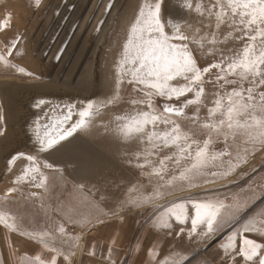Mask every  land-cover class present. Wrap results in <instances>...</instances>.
<instances>
[{"label":"rangeland","instance_id":"obj_1","mask_svg":"<svg viewBox=\"0 0 264 264\" xmlns=\"http://www.w3.org/2000/svg\"><path fill=\"white\" fill-rule=\"evenodd\" d=\"M144 2L40 0L37 7L36 0H0V21L11 14L9 27L0 32V52H6L5 44L20 37L13 55L8 57L11 66L0 63V85L9 83L13 89L24 90L18 96H23L25 100L39 97L34 105L42 99L49 102L47 92L50 89L52 97H63V106L75 103L78 109L82 102L88 100L97 101L99 105L115 91L117 62L129 27ZM110 3L113 4L111 9L108 8ZM179 3L180 0H165L164 10L176 12ZM187 20L188 24H192L191 16ZM182 30L191 36L194 27L186 24ZM229 31L231 29L227 25L222 26V34ZM190 47L201 68L219 59V52H209L213 48L210 44L205 43L204 48H200L193 43ZM215 47L222 48L225 55H234L242 50L243 42L229 40ZM21 68L25 71H19ZM205 79H214V76H206ZM205 91L206 106L200 109L201 122L206 118L207 107L211 106L216 89L209 83L205 85ZM121 95L122 100L118 104L103 108L72 137L38 154L41 166L44 162L54 166L44 169L50 180L48 190L45 192L25 183L8 198L10 202L5 205L15 214L21 230L25 233L51 230L58 237L53 242L54 246L65 254L69 251L74 253L70 256V264H157L165 258L169 264L172 261L177 264H203L205 260L209 264H219L224 254L221 245L236 240L238 248L240 235L264 244V147L248 136L238 135L235 140L230 137L232 157H224L214 166L202 170L204 176L211 172H229V175H217L214 182H206L203 176L197 174L195 187L182 184L179 179L175 186H167V181L173 176L179 177L194 162L195 146L191 156L186 155L176 164L174 160L178 150L174 147L159 150V155H147L152 149L146 137L141 139L139 134H133L125 140L119 128L138 112L148 109L146 105L129 103L135 95L131 85L125 84ZM163 102L160 97L154 99L157 108ZM172 103L178 102L173 100ZM34 105H22L19 109L23 115L22 128L24 132L28 131V135L22 137L21 142L10 141L9 150L0 161V198L4 197L12 186L11 181L27 164L26 160L18 159L9 171V156L16 153L37 154L35 128L31 133V117L35 115L34 122L39 118L41 124H48V121L53 122V117L60 115L53 111L58 106L56 101H50L41 108ZM186 111L191 116L195 107L190 106ZM4 112L0 100V132L3 133L0 138L7 132ZM46 113H51L47 120L44 119ZM117 116L125 119L117 120ZM76 119L73 115L71 122ZM18 120L21 122V119ZM180 123L184 130L191 129L195 133L193 139L202 147L208 138L207 133L194 129L190 119ZM164 129L163 124L158 126L159 131ZM223 149V137L214 135L209 153H218ZM136 152L143 154L141 163L145 158L150 162L143 169L129 164V159L135 163ZM165 155L174 159L166 163L163 179L150 178L149 173ZM34 191L41 193L42 198L30 199L29 195ZM149 196L153 197L151 202H148ZM133 199L139 200V203L130 208L129 202ZM196 203L224 205L218 217V230L203 242L195 238L189 240L186 234L181 237L175 235L181 227L186 231L191 227L192 205ZM173 205H182L187 209V215L181 217L184 223L169 218L168 211ZM253 222L258 230L244 233V227ZM62 223L67 235L60 237L56 229ZM165 223L169 227H164ZM224 231L221 238L212 241ZM70 237L76 239L71 240ZM93 246L95 255H89ZM109 248L112 249L110 258ZM38 253L45 261H50L54 255L28 235L9 232L0 225V264H26L22 259L24 254L34 258ZM56 264L69 262L61 255L57 257Z\"/></svg>","mask_w":264,"mask_h":264},{"label":"snow or ice","instance_id":"obj_2","mask_svg":"<svg viewBox=\"0 0 264 264\" xmlns=\"http://www.w3.org/2000/svg\"><path fill=\"white\" fill-rule=\"evenodd\" d=\"M165 0H145L140 6L134 22L128 30L127 40L123 45V51L116 66V86L112 96L99 102L88 100L82 102L77 109L75 104L66 105L63 109L57 106L53 111H59L60 115L52 118V123L41 124L39 118L34 122L36 136V155L16 153L8 161V169L18 159H24L27 164L22 172L11 181L12 186L7 189L3 198H0V225L9 232H18L20 235H28L29 238L38 241L42 248L54 253L50 261H45L38 253L34 258L24 254L22 259L26 264H56L57 257L63 255L65 261L70 264L71 251L67 254L54 246L58 239L51 230H31L25 233L17 223L14 213L5 208L10 201L8 198L17 193L20 186L27 183L36 189L45 192L50 186V180L44 169H52L54 166L44 162L41 166L38 154L53 149L61 141L72 137L78 130L98 114L103 108L118 104L122 100V90L125 84L132 86L135 95L130 99L132 105H146L147 111H141L132 116L123 124L119 131L125 140L133 134H139L141 139H147L152 151L147 155H159V150L176 148L174 162L179 164L180 159L186 155L191 156L195 146L194 162L189 168L184 169L179 177L173 176L167 181V186H175L179 179L182 184L195 187L194 180L197 174L203 176L206 182H214L217 175L227 176L229 172H211L203 175V169L214 166L216 161L224 157H232L233 140L238 135L248 136L264 147V0H180L176 12L164 10ZM40 0H36L38 7ZM110 3L108 8L111 9ZM192 17V24H188L187 17ZM11 14L4 21H0V32L10 25ZM193 28V34L188 35L183 29L184 25ZM227 25L231 31L221 33L222 26ZM20 37H16L5 44L6 52H0V63L11 66L8 57L13 55ZM229 40L243 42L242 50L234 55H225L222 48ZM197 44L204 48L205 43L213 48L209 52H219V59L201 68L193 55L191 44ZM10 44V46H9ZM215 70V72H213ZM19 71L24 72L23 68ZM31 75V73H27ZM206 76H214V79H205ZM183 83L173 84V81ZM211 83L216 91L213 93L211 106L207 107V115L201 122L200 109L205 107L207 93L205 85ZM247 85V86H245ZM191 94V98H188ZM155 97L163 99V104L157 108L154 104ZM183 98V99H182ZM175 100L178 103H172ZM46 100H39L37 108L48 104ZM195 107L191 116L187 109ZM51 113L45 114L47 120ZM77 119L74 122L72 117ZM2 119V117H0ZM117 120L125 117L117 116ZM190 119L193 128L207 133L208 138L201 147L198 141L193 139L195 133L182 128L181 120ZM71 122V123H70ZM163 124L165 129L158 130ZM149 126L151 129L149 130ZM43 129V132H41ZM0 134H3L0 132ZM223 137L224 149L218 153H209L213 136ZM141 152L134 154L129 159V164L143 169L150 162L145 158L140 162ZM173 156L165 155L159 160V165L149 173V177L163 179L166 172V163L173 161ZM246 162V161H244ZM30 199L42 198L41 193L32 192ZM152 196L148 197L151 202ZM139 200L133 199L129 207H136ZM222 203L213 205L210 203H196L192 205L191 227L185 230L181 227L175 233L176 237L187 236L198 241H205L218 230ZM170 219L178 223H184L182 216L187 215V209L182 205H173L169 208ZM203 226V230H200ZM164 227H169L165 223ZM255 223H250L243 229L244 233L257 231ZM56 231L60 237L66 236V227L62 223ZM168 235H172L169 231ZM75 240V237H70ZM71 247V246H70ZM223 256L219 264H264V244H258L254 239L246 235H240L239 247L236 240H230L221 245ZM112 249L109 248V258ZM95 255V246L89 252ZM188 259L187 256L184 257ZM157 264H169L167 258L158 261ZM171 264H177L172 261ZM203 264H209L207 260Z\"/></svg>","mask_w":264,"mask_h":264},{"label":"bare ground","instance_id":"obj_3","mask_svg":"<svg viewBox=\"0 0 264 264\" xmlns=\"http://www.w3.org/2000/svg\"><path fill=\"white\" fill-rule=\"evenodd\" d=\"M116 8V7H115ZM95 52V51H94ZM94 52L91 54L93 55ZM90 55V56H91ZM90 61V60H89ZM88 61V62H89ZM88 62L86 64H88ZM91 62V61H90ZM88 73V72H87ZM93 74V73H92ZM90 76V75H87V77ZM92 76V75H91ZM85 77V76H84ZM86 77V78H87ZM90 78V77H89ZM84 79V78H83ZM85 80V79H84ZM88 81V80H87ZM93 81V79H92ZM86 82V81H85ZM89 83V82H88ZM82 84V83H81ZM85 84V83H84ZM90 85V84H89ZM92 85V84H91ZM12 85H9V83L7 84H1L0 85V100H1V103H2V106H3V109H4V116H5V125L7 126V129H6V133H5V136H3V138H0V161H2V157L5 156V153L8 152L9 150V142L10 141H17V140H20V141H17V142H21L22 141V137H26L28 135V131L24 132L25 130H23L22 126H23V115L20 114L21 111L19 110L22 105H24L25 107L27 106H30V107H33L34 103L36 100H38L39 97L37 96H34V94H31L33 95V100H30L31 97H29L27 100H25L26 98H23V96H18L21 95V93H24L25 91H21L19 89H13L12 87H10ZM88 86V85H87ZM89 87V86H88ZM87 88V87H86ZM91 88V87H90ZM88 88V89H90ZM43 89V87H42ZM68 89V88H67ZM78 89V88H77ZM79 90H80V87H79ZM84 90V89H83ZM81 90V91H83ZM92 90V89H91ZM88 91V90H87ZM51 89L48 90L47 94L49 97V103L50 101H56L58 106H60L59 108L63 109V104H62V99L63 97L60 96V97H52L53 95L51 94ZM84 92V91H83ZM71 93V92H70ZM75 93V92H74ZM55 94V93H54ZM87 94V93H86ZM26 96V95H25ZM68 97V96H67ZM83 97V96H82ZM84 98V97H83ZM79 99V98H78ZM82 98H80L81 100ZM76 100V99H75ZM78 101V100H77ZM83 101V99H82ZM64 103V102H63ZM75 104V103H74ZM80 103H78L79 105ZM48 105V104H47ZM77 105V106H78ZM80 107V106H79ZM54 108V106H53ZM57 108V106L55 107V109ZM52 109V108H51ZM44 111V110H43ZM45 112V111H44ZM43 112V113H44ZM54 112H58L59 111H54ZM60 114V113H59ZM34 118H35V115L34 117H31L30 121H32V126H31V133H33V128H34ZM18 119H21V122L18 120ZM28 119V118H27ZM45 119V118H44ZM42 121V120H41ZM21 123V124H20ZM49 123V121H48ZM28 129V128H27ZM22 133H21V131ZM33 131V132H32ZM24 132V133H23ZM31 136V134H30ZM30 138V137H29ZM25 150V149H24ZM27 150V149H26ZM22 151V150H21ZM24 152V151H23ZM27 152V151H26ZM35 152V151H34ZM13 155L9 156V158H11ZM226 231V230H225ZM224 232H222L220 235L216 236L214 239H212V241L216 240V239H219L221 238L223 235H224ZM212 241L210 243H212ZM209 243V244H210Z\"/></svg>","mask_w":264,"mask_h":264},{"label":"crops","instance_id":"obj_4","mask_svg":"<svg viewBox=\"0 0 264 264\" xmlns=\"http://www.w3.org/2000/svg\"><path fill=\"white\" fill-rule=\"evenodd\" d=\"M106 192V191H105ZM108 193H110V192H108Z\"/></svg>","mask_w":264,"mask_h":264}]
</instances>
